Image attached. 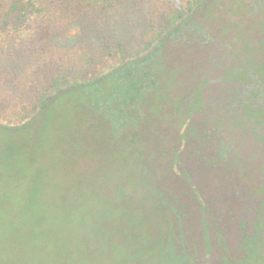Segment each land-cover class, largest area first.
Listing matches in <instances>:
<instances>
[{
  "label": "trees",
  "instance_id": "trees-1",
  "mask_svg": "<svg viewBox=\"0 0 264 264\" xmlns=\"http://www.w3.org/2000/svg\"><path fill=\"white\" fill-rule=\"evenodd\" d=\"M143 1L145 0H0V118L7 121H0V132L5 137L4 142L0 141V171L6 174L13 169L23 170L24 153L27 151L20 147V141L15 140H22L29 135L30 128L45 115L57 98L74 91L84 95L82 105L87 122L101 125L111 144L131 145L137 141L144 144L141 152L164 154L156 146V137H160L162 133L158 132L159 135L155 137L145 136L142 126L148 117L157 121L168 118L174 120L173 125L181 129L194 112L200 113L207 108L202 95L204 85L210 82L209 73H203L193 89L178 78L182 68L167 62L168 46L182 42L181 46L187 48L190 41L198 44L196 37L199 35V43H216L220 45V50H224L217 62H211L215 69L222 71L219 78L226 84L220 90L221 100L224 101L222 98L226 97L222 103L227 108L226 130H236L237 138L226 137L225 133L218 135L221 140L218 144L220 163L226 171L232 169L233 173H244L246 178L242 184L249 183L250 177L255 174L250 173L247 162L245 164L240 160L235 152L230 156L227 151L231 149L233 142L237 144L244 141V135L248 136L249 144L254 143L257 147L264 141L259 129V125H263L260 118L264 110L259 104L253 106L244 102L243 94L245 85L249 82V69L256 73L263 69L261 62L264 58V43L260 34L264 31V21L261 18L256 21V10L252 6L256 22L253 19L250 23L251 34L245 31L246 27L239 25L240 22L225 20L216 13L226 9L225 5H221L223 0H186L188 11H182L179 4L166 11L156 22L150 23L149 36L142 40L134 52L127 51L120 41H113L108 35H101L99 42L88 38V31L85 29L96 14L109 13L128 4L138 6ZM219 5L220 9L217 8ZM227 7L232 8L230 14L249 11L243 0H230ZM201 24L210 27L218 38L203 36L198 30ZM254 35L255 39L252 38ZM257 38L261 45L256 43ZM11 53H15L18 61H21L15 65L14 70L2 62ZM35 66L38 71L34 69ZM179 86H185L191 91L187 99H184L183 93H172ZM25 91L28 95H25ZM256 93L257 91L252 95ZM167 103L172 108L170 113H164L163 110ZM209 104L211 107V103ZM89 114L96 119L91 121ZM180 129L178 135L184 137ZM158 130L162 129L159 127ZM213 130H210L211 133ZM8 135H12V140L6 141ZM207 136L210 138L211 134ZM195 140L199 141V137ZM147 141L154 143L150 151ZM174 162L176 157L166 161V182L162 180L161 185L156 186L159 194L165 192L170 196L168 201L159 199L166 222L160 226L156 241L141 249L144 256L134 252L124 254V264H200L199 253L213 254L215 248H218L216 252L220 255L219 264H264V200L256 206L255 217L251 212L247 219H236L237 232L243 226L248 231L244 230L241 238L246 246L245 252L239 247L241 249L238 256H232L227 236L216 229L214 232L209 230L212 222L208 212L212 209L211 202L216 201L215 195L202 194L203 200H200L199 194L194 192V200H184L181 188L185 184L188 185V190L196 189L189 175H186V181L182 183L184 185L175 184L177 178L171 169ZM241 165L244 168L242 171L239 170ZM263 170L261 166L257 172H262L264 178ZM138 183L150 189L153 184L148 179H141ZM36 186L35 179L31 180L24 207L32 209L39 201V189ZM251 187H259L262 192L264 185L256 183ZM227 190V187L225 190L221 189L217 202L225 204L219 210H229V215H224V221L229 222L243 212L235 207L238 209L236 213L227 205ZM204 197L209 199V203L205 202ZM167 203L170 208L166 207ZM44 206L42 203L40 208L32 212L34 219L45 217L47 209ZM24 212L22 209L20 214L23 216ZM187 212H199L202 231L200 243L186 237L184 221L187 219ZM89 225L91 228L95 226L92 222ZM199 247H202L201 251ZM240 256L243 258L240 259Z\"/></svg>",
  "mask_w": 264,
  "mask_h": 264
},
{
  "label": "rangeland",
  "instance_id": "rangeland-1",
  "mask_svg": "<svg viewBox=\"0 0 264 264\" xmlns=\"http://www.w3.org/2000/svg\"><path fill=\"white\" fill-rule=\"evenodd\" d=\"M229 2L230 0H223L221 5H225L226 9L216 13L225 20L240 22L239 25L246 27L245 31L251 33L249 27L252 20L249 19L246 23L249 16L247 11L230 14L234 5L229 9ZM179 4L180 0H145L138 6L128 4L109 13L96 14L85 30L88 31V38L99 42L101 35H108L113 41H120L127 51L134 52L142 40L149 36L150 23L156 22L166 11ZM221 5L217 8L220 9ZM198 30L205 37L218 38L217 33L206 25L201 24ZM252 38L255 39L256 35ZM196 40L198 44L190 41L187 48L181 46V42L166 49L168 64L182 68L178 78L193 89L203 73L210 75V82L204 85L202 95L207 108L200 113H193L183 133L190 135L197 128V136L206 141L209 140V134L214 137L223 133L226 137L235 139L236 130H226L228 117L226 118L227 108L222 104L226 97L222 98L224 101L221 100L222 85L218 81H211L222 76V71L215 69L213 64L224 50H220V45L216 43H199V35ZM2 62L14 70L15 65L21 61H18L15 53H11ZM34 69L38 71L36 66ZM190 92L185 86H179L172 93H183L184 99H187ZM83 98V94L75 91L57 98L45 115L30 128L29 135H24L22 140H15L20 141V147L27 152L24 153L23 170L13 169L6 174L0 171V264H124V254L134 252L143 257L141 249L156 241L160 226L166 222L159 199L168 201L170 196L165 192L159 194L156 186H160L162 180L166 182L165 163L173 160L170 157L171 151L179 148L177 139L180 128L173 125L172 119H145V125L142 126L144 135L155 137L159 135L158 132L162 133L160 137H156V146L164 154L141 152L144 144L137 141L131 145H113L107 140L101 125L87 122ZM163 110L164 113H170L172 108L167 103ZM88 118L91 121L96 119L92 114ZM0 121L7 122L3 118ZM159 127L166 131L158 130ZM211 129H214L213 133ZM8 136L6 141L12 140V135ZM243 138L241 143L233 142L227 152L230 156L235 152L240 160L258 171L264 166L263 154L260 153V148L254 147V143L248 144L247 135ZM4 140L5 137L0 132V141ZM197 142L194 145L187 140L184 150H193L195 147L199 149V141ZM227 143L230 145V142ZM146 145L150 151L154 143L147 141ZM203 150L206 155L209 154V149L204 147ZM192 158L193 155L190 154V159ZM195 158L199 160V152ZM190 164L193 165L189 160L187 165ZM179 169H172L177 178L175 184L183 183L176 174L177 171L188 173L196 190H188V185L182 184L184 188H181V192L185 195L184 200H194V192L199 194V184H203L199 171L194 172L190 168L187 170L185 161ZM239 170H244L242 165ZM234 174L233 177H239L244 182V173L238 171ZM33 179L39 189V201L29 209L24 207V203ZM141 179L150 180L152 188L140 186L138 181ZM204 198L209 203V199ZM42 203L47 214L36 220L31 214ZM211 204L212 209L208 215L212 223L210 222L209 230L214 232L216 229L224 233L228 238L230 254L237 257L240 251L238 240L248 228L243 226L240 232L232 231V228L237 225V220L250 216L251 207L246 206L249 215L242 216L239 213L226 222L224 215H229V210H219L225 204L221 201H212ZM166 207L171 206L167 203ZM22 209L25 210L23 216L20 214ZM186 215V237L200 243L202 231L199 212H187ZM90 222L95 224L94 228L90 227ZM201 250L202 247H199V251ZM217 250L215 248L213 251L210 264L219 263Z\"/></svg>",
  "mask_w": 264,
  "mask_h": 264
},
{
  "label": "flooded vegetation",
  "instance_id": "flooded-vegetation-1",
  "mask_svg": "<svg viewBox=\"0 0 264 264\" xmlns=\"http://www.w3.org/2000/svg\"><path fill=\"white\" fill-rule=\"evenodd\" d=\"M245 3L248 2L249 4H246V7L249 8V11L247 12L249 14L248 19L246 20V23L249 21V19L256 22L258 18H261L264 21V0H243ZM254 6L255 8V14H256V21L255 18H253L255 15L251 11V7ZM260 8V9H258ZM253 22V21H252ZM255 33V32H253ZM252 34V33H251ZM257 34V33H255ZM261 41L264 43V31H261ZM259 38V37H258ZM257 38L256 43L260 44L259 39ZM254 39V38H253ZM252 39V41H254ZM261 45V44H260ZM263 69L259 72H253L251 69H249V82L245 85V91H243L244 94V102L252 104L253 106L259 104L262 109L264 110V58L262 59ZM212 82L218 81L222 86L226 85L221 78L212 79ZM221 86V87H222ZM231 86V85H230ZM255 91H257L256 94L252 95ZM242 104V103H240ZM240 111V109H239ZM231 112V111H229ZM262 120L263 125H259L260 134L263 133L264 137V113L262 114V117L260 118ZM190 118L186 119V123H184L181 126L180 133L184 135V137H181V135H178L177 142H179V148L177 150L171 151V158L176 157V162H174V165L172 167L173 170H180L179 166L183 164L185 161V165L187 166V170L190 168L194 172L199 171V178L201 179L202 183L199 187V199L203 200L202 194H213L215 195V198H219L221 195V189L225 190V187H227V196L229 198V202H227V205L232 207L233 211L238 213V209H235V207L243 205L245 208L242 209V215H249L252 212L253 217L256 216V206L260 202L264 200V187L263 191H260L259 187H251V185H254V182L260 183L261 185H264V178L261 174H258L257 170L255 171L254 168L250 167V173H253V177H250V181L248 184L244 183L242 184V181L239 179H235V177H232L233 170L228 169L227 171L223 168V166L220 163V153L219 148L220 146V138L215 135V137L212 139L209 138L208 141H205L200 138L199 136V149L194 148L193 150L186 149L185 145L188 141H191L194 143V145L198 144L197 140H195L197 136V128L192 131L190 135L184 134L183 131L186 128L187 124L189 123ZM199 135H200V129H199ZM212 139V140H211ZM261 144L259 151L261 154H263V160H264V141ZM249 144V143H248ZM247 144V145H248ZM205 148L209 149V154L206 155L205 151L203 150ZM255 147V146H254ZM262 147V148H261ZM199 152V160L195 158V156ZM190 154L193 155V158L190 159ZM255 158V157H254ZM184 160V161H183ZM191 161L193 165H187V163ZM264 163V161L262 162ZM264 169V166H263ZM210 170V171H209ZM177 171L176 174H178L179 178L185 182L188 173H182ZM204 173L206 176H204ZM235 173V172H234ZM233 173V175H235ZM264 173V170H263ZM214 175V176H213ZM208 180V182H207ZM194 186V185H193ZM208 187V189H206ZM217 202V199H216ZM203 205H205V202H202ZM216 205H219L216 203ZM248 206H251L252 208L247 212L245 209ZM251 216V215H250ZM238 227H233L232 231L237 232ZM238 247H242V251L245 252L246 246L243 245V240H238ZM242 245V246H241ZM241 249V248H240ZM241 253V252H240ZM244 254V253H243ZM211 253L210 252H204L202 254L199 253V263L200 264H210L211 263ZM218 260H220V255H217ZM240 259L243 258V256L239 257ZM219 264V263H218Z\"/></svg>",
  "mask_w": 264,
  "mask_h": 264
},
{
  "label": "clouds",
  "instance_id": "clouds-1",
  "mask_svg": "<svg viewBox=\"0 0 264 264\" xmlns=\"http://www.w3.org/2000/svg\"><path fill=\"white\" fill-rule=\"evenodd\" d=\"M180 4H181V10L187 12L189 9V5L186 2V0H180Z\"/></svg>",
  "mask_w": 264,
  "mask_h": 264
}]
</instances>
